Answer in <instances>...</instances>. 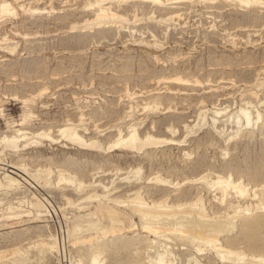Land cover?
Returning <instances> with one entry per match:
<instances>
[{
  "label": "rangeland",
  "instance_id": "obj_1",
  "mask_svg": "<svg viewBox=\"0 0 264 264\" xmlns=\"http://www.w3.org/2000/svg\"><path fill=\"white\" fill-rule=\"evenodd\" d=\"M0 8V264H264V0Z\"/></svg>",
  "mask_w": 264,
  "mask_h": 264
},
{
  "label": "bare ground",
  "instance_id": "obj_2",
  "mask_svg": "<svg viewBox=\"0 0 264 264\" xmlns=\"http://www.w3.org/2000/svg\"><path fill=\"white\" fill-rule=\"evenodd\" d=\"M157 1V0H156ZM254 1V0H253ZM257 1V0H256ZM247 4H249V3H247ZM8 5V4H7ZM4 6H6V5H4ZM3 6V7H4ZM22 6V5H21ZM5 8H7V6L5 7ZM1 9V8H0ZM2 10V9H1ZM8 10V9H7ZM36 11V10H35ZM108 11V10H107ZM5 14V13H4ZM13 15V14H12ZM101 15H103V14H101ZM112 15V14H111ZM99 16V15H98ZM105 16V15H104ZM100 18V17H99ZM98 20V19H97ZM100 21V20H99ZM169 80V79H168ZM172 80H173V78H172ZM174 81H175V83H177V84H180V85H184L187 81L184 79V78H181V77H176V78H174ZM196 82V81H195ZM247 113V112H246ZM249 115V114H248ZM63 130H61V132H62V134L64 135V136H68V137H70V140L72 139L74 142H78V143H80L81 142V140L82 139H80L79 137H76V135H77V133H75L74 131V133L76 134H74L73 132H71V129H69V128H62ZM74 129V128H73ZM131 129V128H130ZM59 134H60V132H59ZM62 135V136H63ZM137 135H136V133H134V134H132V135H130V137L128 138V139H122L119 143H117L118 145H121L122 147H130V148H134V149H136V148H140L141 147V149H142V146H141V144L143 143H141V142H139L140 140L139 139H137V137H136ZM68 137H65V138H68ZM148 140H149V137L147 138ZM69 140V139H68ZM79 140H80V142H79ZM139 140V141H138ZM165 140V139H164ZM141 141H143V140H141ZM145 141V140H144ZM151 141V140H150ZM149 141V142H150ZM7 142H9V141H7ZM83 142V141H82ZM148 142V143H149ZM151 142H154L153 140L151 141ZM160 142H161V140H160ZM171 142V141H170ZM144 143H147V141L146 142H144ZM143 143V144H144ZM147 143V144H148ZM156 143V142H155ZM12 144V143H11ZM95 144V143H94ZM146 144V145H147ZM153 144V143H152ZM8 146V145H7ZM96 147V146H95ZM145 147V146H144ZM99 149V148H98ZM137 149V150H138ZM219 180V179H218ZM217 180V181H218ZM164 182V181H163ZM220 182V181H219ZM231 185V184H230ZM232 186V185H231ZM239 186V185H238ZM225 187V186H224ZM240 188V187H239ZM238 188V189H239ZM223 189V188H222ZM229 189V188H228ZM225 190V189H224ZM223 191V190H222ZM244 192V191H243ZM225 193V192H224ZM236 193V192H235ZM226 194V193H225ZM241 194H242V192H241ZM225 197V196H224ZM220 199V198H219ZM120 200V199H119ZM142 204V203H141ZM142 205H145V204H142ZM139 209V208H138ZM106 210V209H105ZM133 210H134V207H133ZM139 211V210H138ZM143 211V210H142ZM108 212V211H107ZM115 212V211H114ZM147 212V211H146ZM150 212V211H149ZM144 213V212H143ZM160 213V212H159ZM114 214V213H113ZM146 214V213H145ZM163 214V213H162ZM166 214V213H165ZM115 215V214H114ZM147 215H149V214H147ZM152 215H153V213H152ZM155 215V214H154ZM119 216V215H118ZM146 216V215H145ZM156 216V215H155ZM157 216H159V215H157ZM160 216H161V213H160ZM116 218V217H115ZM154 218V217H153ZM157 218V217H156ZM203 218V217H202ZM1 220V219H0ZM144 220V219H143ZM147 220V219H146ZM153 220V219H152ZM198 220V219H197ZM153 222V221H152ZM193 222H194V220H193ZM155 223V222H154ZM195 223V222H194ZM197 223V222H196ZM256 223L257 222H255V221H247V223L245 224V228H254L255 226H256ZM188 224V223H187ZM190 224V223H189ZM186 226V225H185ZM189 226V225H188ZM197 226V225H196ZM192 227H193V225H192ZM152 228V227H151ZM209 228V227H208ZM2 229V225L0 224V230ZM149 229V228H148ZM187 229V228H186ZM195 229H197V228H195ZM113 230V229H112ZM184 230V229H183ZM189 230V229H188ZM190 230H191V228H190ZM202 230V229H201ZM207 231V230H206ZM208 232V231H207ZM210 232V231H209ZM212 233V232H211ZM199 234H201L200 232H199ZM205 234V233H204ZM210 234V233H209ZM196 236V235H195ZM198 236V235H197ZM209 236V235H208ZM199 237H200V235H199ZM205 237V236H204ZM209 238V237H208ZM206 240V239H205ZM215 240V239H214Z\"/></svg>",
  "mask_w": 264,
  "mask_h": 264
}]
</instances>
